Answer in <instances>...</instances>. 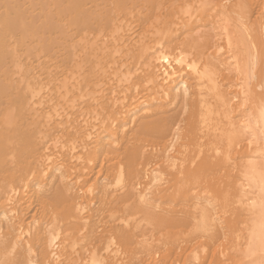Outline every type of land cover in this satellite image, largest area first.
<instances>
[{
  "label": "bare ground",
  "instance_id": "1",
  "mask_svg": "<svg viewBox=\"0 0 264 264\" xmlns=\"http://www.w3.org/2000/svg\"><path fill=\"white\" fill-rule=\"evenodd\" d=\"M0 264H264V0H0Z\"/></svg>",
  "mask_w": 264,
  "mask_h": 264
}]
</instances>
